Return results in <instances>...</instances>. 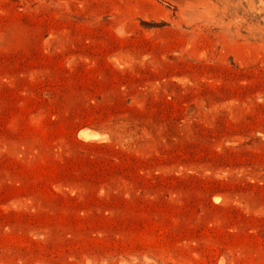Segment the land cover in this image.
I'll return each instance as SVG.
<instances>
[{"label": "rangeland", "instance_id": "obj_1", "mask_svg": "<svg viewBox=\"0 0 264 264\" xmlns=\"http://www.w3.org/2000/svg\"><path fill=\"white\" fill-rule=\"evenodd\" d=\"M0 264H264V0H0Z\"/></svg>", "mask_w": 264, "mask_h": 264}, {"label": "bare ground", "instance_id": "obj_2", "mask_svg": "<svg viewBox=\"0 0 264 264\" xmlns=\"http://www.w3.org/2000/svg\"><path fill=\"white\" fill-rule=\"evenodd\" d=\"M81 135L85 138H90L91 137V134H89V132H82ZM90 135V136H89Z\"/></svg>", "mask_w": 264, "mask_h": 264}]
</instances>
